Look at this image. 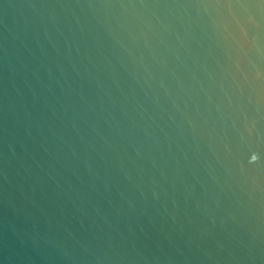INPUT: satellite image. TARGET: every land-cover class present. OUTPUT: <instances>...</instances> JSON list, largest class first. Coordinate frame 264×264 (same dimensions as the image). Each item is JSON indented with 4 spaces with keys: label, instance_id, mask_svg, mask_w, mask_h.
<instances>
[{
    "label": "water",
    "instance_id": "water-1",
    "mask_svg": "<svg viewBox=\"0 0 264 264\" xmlns=\"http://www.w3.org/2000/svg\"><path fill=\"white\" fill-rule=\"evenodd\" d=\"M0 264H264V0H0Z\"/></svg>",
    "mask_w": 264,
    "mask_h": 264
}]
</instances>
